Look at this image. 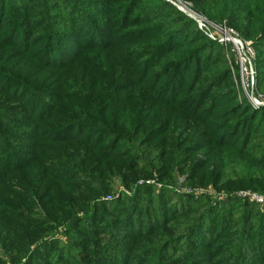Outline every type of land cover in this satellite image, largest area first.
I'll use <instances>...</instances> for the list:
<instances>
[{"label":"rangeland","instance_id":"374dc122","mask_svg":"<svg viewBox=\"0 0 264 264\" xmlns=\"http://www.w3.org/2000/svg\"><path fill=\"white\" fill-rule=\"evenodd\" d=\"M104 1L0 0V264H264V104L203 34L230 79L159 90L150 3L112 26Z\"/></svg>","mask_w":264,"mask_h":264},{"label":"trees","instance_id":"16d2710c","mask_svg":"<svg viewBox=\"0 0 264 264\" xmlns=\"http://www.w3.org/2000/svg\"><path fill=\"white\" fill-rule=\"evenodd\" d=\"M120 1L121 0H105L104 4H100V3L98 4L99 11L105 16L106 20H108L109 22V20L111 19L110 21L111 25L113 24V22H115L113 20L114 12L117 15L123 14L125 16V19L129 18L130 16L129 13L125 15L126 9H128L129 12L131 8H135V4L138 5L139 2L145 1L144 3L139 4L140 9H142L141 14H145V12H147V9H149L146 15L147 16L149 15L150 18H155L156 20H159L160 23L164 26V27L163 26L153 27L155 29V32L152 35L153 38L156 40L161 39V42L160 43L158 42L157 45L153 47V51L147 53L148 57L149 56L152 57L154 54L155 55L158 54L159 58L157 60V63L160 64V67L157 69L160 68L166 69V72L163 75L162 74L159 75L160 77L164 78V82L162 86L159 88V90L164 89L165 91L173 92L174 94L178 93L180 92V90H183L184 88L188 87V85L189 86L192 85V82L194 81L193 79L195 77L197 79L194 82L201 81V77L204 72L206 73V77H205L206 84L205 87H201L200 93H205L207 88L209 86L213 87L214 82L219 79H223V80L230 79V72H231L230 69H228L227 71L216 69L215 66L217 62H215V60H212V56L210 57L208 56L209 54L208 52L210 49H206L202 51L201 57L198 58V53L200 52L199 50L201 49V45H195L196 47H191L193 46V44H196V42L189 41L192 38L193 40L197 38L196 36L198 34H203L205 36L204 39L206 40V42L207 41L214 42L218 46L219 49H217V54L218 52H220V54L226 57V52H228V55H230L232 59L233 68L234 70L238 71L239 74V67L235 63L234 53L231 51L230 45L226 47L224 44L209 38L205 33H203L204 31L199 29L195 20H193L183 11L179 10L172 3L166 2L164 0H157L156 2L157 4L155 3V0H134V7H131L132 5H130L129 3H128L129 6L126 7L125 5L118 6V2ZM190 1L193 3L194 9L202 13L203 15H206L207 17L218 21H222L226 19L229 23V26L234 28L242 38H244L245 40L254 41L255 50L257 46H260L264 49V0H194V1L190 0ZM146 2L150 3V7L147 9L145 8ZM165 6H172L176 10L173 9V11H166ZM171 22L175 26L178 24V22L179 24H183L184 22L188 24L187 38L185 37L184 38L185 40L178 41V43H174L176 44L174 46L171 44V42L173 41L175 34L172 33V31L168 33V30L170 31L174 28L173 25H171ZM27 24L29 25L30 22L27 21ZM115 25L116 23H114L112 26ZM193 26L195 29L193 28ZM186 27L187 25L182 26L180 32L185 31ZM112 37L114 38V33L112 34ZM163 51L165 52L163 53ZM161 60L163 61L160 62ZM154 65L155 63L152 65V67ZM262 65H263V60L261 59L259 53L256 50V67H257V71L259 70V77L260 75L264 76V70L262 69L263 68ZM199 71L201 72L200 74H198ZM178 79L180 80L179 82L183 81V84L179 83ZM174 80H175V88L173 86L170 89V85L171 84L173 85ZM29 94L30 93H25L24 97L27 98ZM235 98L237 99L238 97L236 96ZM240 108H236V109H240ZM247 108H248V112L250 113H252L253 110H257L254 109V107L251 104ZM258 116L264 119V106L258 109L257 114L255 116V120ZM241 126L242 124L240 125V127ZM42 132L40 133L36 132V134L31 133L27 136H34V138H40L42 137L43 134ZM68 140L71 141V139ZM258 164L262 168H264V159H261L258 162ZM21 168H26V167H21ZM188 200L198 201L199 199L193 196V197H189ZM71 220H73V218L72 219L70 218L69 222ZM123 261H125V259H123Z\"/></svg>","mask_w":264,"mask_h":264},{"label":"built area","instance_id":"2783aa9c","mask_svg":"<svg viewBox=\"0 0 264 264\" xmlns=\"http://www.w3.org/2000/svg\"><path fill=\"white\" fill-rule=\"evenodd\" d=\"M176 4L174 0H164ZM180 4V3H179ZM178 8L184 11L188 16L193 18L199 29L207 33L211 38L217 39L220 43L226 47L230 45L231 51L234 53L235 63L239 67L240 85L248 99L254 101L256 104H264V95L257 97L254 94V89L257 83L258 71L256 67V50L254 43L251 40H245L239 33L232 27L226 24H220L218 26V36L214 35L209 30L206 19L200 15L194 13L190 8V4L178 5ZM246 196L253 198L259 197L256 193H246ZM261 201L264 202V197H260Z\"/></svg>","mask_w":264,"mask_h":264}]
</instances>
